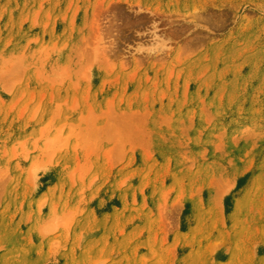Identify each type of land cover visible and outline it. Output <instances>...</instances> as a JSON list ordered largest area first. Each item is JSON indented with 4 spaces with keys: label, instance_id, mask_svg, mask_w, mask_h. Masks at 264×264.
<instances>
[{
    "label": "rangeland",
    "instance_id": "374dc122",
    "mask_svg": "<svg viewBox=\"0 0 264 264\" xmlns=\"http://www.w3.org/2000/svg\"><path fill=\"white\" fill-rule=\"evenodd\" d=\"M0 264H264V0H0Z\"/></svg>",
    "mask_w": 264,
    "mask_h": 264
}]
</instances>
